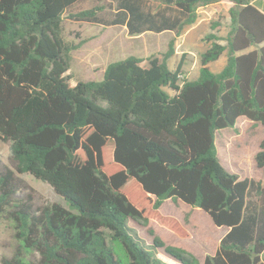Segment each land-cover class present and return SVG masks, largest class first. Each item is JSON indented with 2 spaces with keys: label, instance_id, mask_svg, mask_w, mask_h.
I'll use <instances>...</instances> for the list:
<instances>
[{
  "label": "trees",
  "instance_id": "16d2710c",
  "mask_svg": "<svg viewBox=\"0 0 264 264\" xmlns=\"http://www.w3.org/2000/svg\"><path fill=\"white\" fill-rule=\"evenodd\" d=\"M81 1L0 0V139L11 143L19 173L49 183L68 203L34 211L30 202H15V173L1 169L0 220L11 217L25 248L41 256L39 263L26 261L19 248L1 263L171 264L161 250L178 264H200L153 230L150 244L131 234V221L143 227L154 221L190 237L179 219L160 210L172 200L228 229L204 264H264V186L224 165L216 145L218 131L241 117L264 126V10L255 0H228L234 24L228 44L207 36L212 44L195 79L184 76V62L170 67L172 42L167 51L110 63L101 81H82L70 65L78 46L62 34L64 15ZM156 1L179 14H152L141 0H118L111 24L127 25L131 35H179L197 23L199 8L224 0ZM71 18L102 22L95 9ZM225 50V67L212 71L209 64ZM255 161L264 170V139Z\"/></svg>",
  "mask_w": 264,
  "mask_h": 264
},
{
  "label": "rangeland",
  "instance_id": "374dc122",
  "mask_svg": "<svg viewBox=\"0 0 264 264\" xmlns=\"http://www.w3.org/2000/svg\"><path fill=\"white\" fill-rule=\"evenodd\" d=\"M255 2L264 10V0ZM232 5L230 1L224 0L199 8L197 23L186 27L179 35L175 31L162 33L147 31L141 35H131L127 25L111 24V21L117 18L118 0H83L68 10L62 22L65 42L78 46L71 53V68L79 80L101 81L110 63L129 56L147 57L158 51H167L173 42L175 53L169 61L170 67L176 69L184 62V76L195 79L200 75L201 55L212 44L207 36L215 33L220 38L218 42L227 46V38L234 26L229 12ZM141 7L152 14L160 13L171 17L179 14L174 6H167L156 0H141ZM90 9L96 10L101 23L71 18L72 14ZM215 23L218 25L213 29ZM227 60L228 50H225L217 60L209 64V67L214 72H220ZM166 90L174 94L172 89ZM263 139L264 126L241 117L235 127L218 131L216 145L224 165L243 178L254 179L264 186V170L259 169L255 161ZM4 167L12 169L15 173V202L20 200L30 202L34 211L53 203L68 207V203L49 183L29 173H19L12 157L11 143L0 139V170ZM198 210L201 209L172 200L165 201L161 207L163 213L176 216L182 221L190 232V241L180 239L156 222L141 227L131 221V225L137 230L134 229L131 234L139 243L144 244L147 243V239L152 240L148 230L154 229L156 235L167 244L186 250L203 264L205 256L216 251L228 229L217 227L205 212ZM18 230L17 223L11 217L6 215L0 220V264L3 259H11L19 248L24 260L39 263L40 254L32 248H25L23 240L18 237ZM137 232H141L145 238H140Z\"/></svg>",
  "mask_w": 264,
  "mask_h": 264
},
{
  "label": "crops",
  "instance_id": "0c3cea01",
  "mask_svg": "<svg viewBox=\"0 0 264 264\" xmlns=\"http://www.w3.org/2000/svg\"><path fill=\"white\" fill-rule=\"evenodd\" d=\"M232 3V2H231ZM167 31H170V30H167ZM165 32V31H164ZM162 33V32H161ZM143 34V33H142ZM141 35V34H140ZM179 202V201H178ZM182 202V201H181ZM175 203H177V202H175ZM162 207V206H161ZM200 209V208H199ZM160 210H161V208H160ZM198 211H203V210H198ZM162 212V211H161ZM204 212V211H203ZM163 213V212H162ZM163 214H165V213H163ZM165 215H169V214H165ZM171 216H173V215H171ZM209 216V215H208ZM174 217H176V216H174ZM177 218V217H176ZM209 218H210V216H209ZM178 219V218H177ZM211 219V218H210ZM179 221L182 223V221L179 219ZM211 221H212V219H211ZM211 221H210V223H211ZM213 222V221H212ZM150 223H154V221H151ZM131 224V223H130ZM182 225H183V223H182ZM140 226V225H139ZM184 226V225H183ZM142 227V226H141ZM153 231H154V229H153ZM169 231V230H168ZM155 232V231H154ZM171 232V231H170ZM138 233V235L141 237V238H145V237H143L142 236V234H141V232H137ZM173 233V232H172ZM190 233V232H189ZM149 234V233H148ZM155 234H156V232H155ZM150 236V235H149ZM151 237V236H150ZM180 238V237H179ZM189 238L190 237H188V238H180V239H186V240H189ZM152 239V238H151ZM162 239V238H161ZM163 240V239H162ZM151 241L152 240H148L147 239V243L146 244H150L151 243ZM190 241V240H189ZM219 246V245H218ZM218 246H217V248H218ZM217 248H216V250H217ZM185 249H187V247H185ZM216 252V251H215ZM214 252V253H215ZM213 253V254H214ZM158 255L161 257V258H163L164 260H166V261H168L169 263H171V264H178L176 261H174L173 259H171L170 257H168V256H166L161 250L159 251V253H158ZM208 255V254H207ZM206 257V256H205ZM204 260H205V258H204ZM200 262V261H199ZM201 264V263H200ZM203 264H204V261H203Z\"/></svg>",
  "mask_w": 264,
  "mask_h": 264
},
{
  "label": "built area",
  "instance_id": "2783aa9c",
  "mask_svg": "<svg viewBox=\"0 0 264 264\" xmlns=\"http://www.w3.org/2000/svg\"><path fill=\"white\" fill-rule=\"evenodd\" d=\"M180 78H183V76L181 75Z\"/></svg>",
  "mask_w": 264,
  "mask_h": 264
}]
</instances>
